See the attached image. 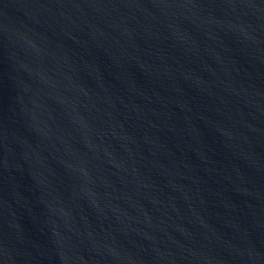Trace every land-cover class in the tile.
Returning a JSON list of instances; mask_svg holds the SVG:
<instances>
[{
    "label": "water",
    "instance_id": "water-1",
    "mask_svg": "<svg viewBox=\"0 0 264 264\" xmlns=\"http://www.w3.org/2000/svg\"><path fill=\"white\" fill-rule=\"evenodd\" d=\"M0 264H264V0H0Z\"/></svg>",
    "mask_w": 264,
    "mask_h": 264
}]
</instances>
